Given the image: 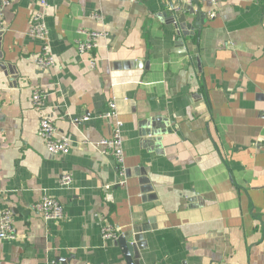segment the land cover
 I'll return each instance as SVG.
<instances>
[{
  "label": "crops",
  "instance_id": "1",
  "mask_svg": "<svg viewBox=\"0 0 264 264\" xmlns=\"http://www.w3.org/2000/svg\"><path fill=\"white\" fill-rule=\"evenodd\" d=\"M197 1L175 13L179 0H49L42 40L37 0H0V215L10 209L17 230L0 239V264H127L106 224L132 234L137 264H264V0ZM89 30L106 34L95 68L77 49ZM45 43L48 70L36 64ZM112 100L125 185L98 145ZM45 115L67 154L47 150ZM44 195L61 221L33 209Z\"/></svg>",
  "mask_w": 264,
  "mask_h": 264
},
{
  "label": "built area",
  "instance_id": "2",
  "mask_svg": "<svg viewBox=\"0 0 264 264\" xmlns=\"http://www.w3.org/2000/svg\"><path fill=\"white\" fill-rule=\"evenodd\" d=\"M41 8L32 16V25L30 32L33 36L47 40L48 30L44 22L46 9L49 0H37ZM135 1V0H129ZM191 3V0H179V3L172 7L175 13L183 11L184 5ZM210 16H215L214 12ZM92 17H100L94 13ZM6 30L3 22V6L0 5V33ZM84 38L78 41L77 49L80 55L89 56V62L92 68L96 67V59L91 57V53L98 47V41L101 37L106 36L105 33L99 31H83ZM36 64L40 69L48 70L56 65V59L49 51L48 45H43V51L36 59ZM47 94L39 87H35L32 92V105L36 110H42L46 103ZM1 109V103H0ZM105 118L113 119V130L110 137L99 141L102 153L112 154L116 160L117 170L120 176L119 185L126 183V165L125 150L122 135L123 121L119 117L117 104L114 100L109 102V111L104 115ZM39 133L42 137L47 150L54 155H64L71 150V139L58 132L55 121L51 116L45 115L40 119ZM72 176L65 174L61 178L62 186H70ZM111 185L106 186L107 193L105 199L111 201L113 199L109 189ZM33 209L42 215L46 220L61 221L65 217L64 207L61 202L50 195H44L40 200L33 204ZM121 235V231L110 224L102 227V236L104 238L117 239ZM17 237V230L14 224L13 213L10 209H5L0 215V239L13 240Z\"/></svg>",
  "mask_w": 264,
  "mask_h": 264
},
{
  "label": "water",
  "instance_id": "3",
  "mask_svg": "<svg viewBox=\"0 0 264 264\" xmlns=\"http://www.w3.org/2000/svg\"><path fill=\"white\" fill-rule=\"evenodd\" d=\"M195 1L198 2L197 0ZM198 35L200 36V31L198 32ZM116 241L118 242L120 247L123 249V253L125 255L127 264H137V260H136L137 248H136V244H135L132 234L123 233L116 239ZM62 262L63 264H67L63 259H62Z\"/></svg>",
  "mask_w": 264,
  "mask_h": 264
}]
</instances>
